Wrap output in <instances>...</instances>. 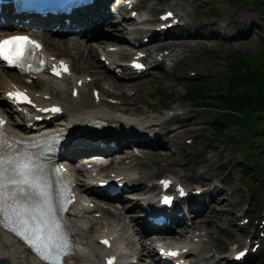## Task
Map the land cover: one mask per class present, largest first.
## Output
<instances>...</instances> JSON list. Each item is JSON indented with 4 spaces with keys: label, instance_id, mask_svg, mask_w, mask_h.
Returning <instances> with one entry per match:
<instances>
[{
    "label": "bare ground",
    "instance_id": "obj_1",
    "mask_svg": "<svg viewBox=\"0 0 264 264\" xmlns=\"http://www.w3.org/2000/svg\"><path fill=\"white\" fill-rule=\"evenodd\" d=\"M168 5L172 6H180L182 8L185 7L186 3L183 0H164ZM151 17H148L147 22L143 23L145 25H150L151 23H157L156 25L163 23L160 22L158 19H156L155 13L156 8L151 7L150 9ZM210 14L205 16H195L194 14L190 13L186 8H184V12H177L176 16H180L181 19H183L185 22L183 25H179L174 32H168L167 34L163 35H172V37L181 35V34H187L190 29H200L202 33L200 32V35L205 34V32H214L219 35H221L223 38L231 41L232 37H243L252 29L255 28V23L252 21L250 15L246 11H236L233 13H228L223 10H217L210 8L208 11ZM162 13H166L163 11ZM101 17L105 22H108L107 13L104 11H101ZM144 14L141 15L140 18H143ZM186 27L183 32H179L182 28ZM127 28H125L126 30ZM8 30V29H4ZM156 30L152 29L151 27H139L136 29L137 34L145 33L141 39H143L145 36H148V33L155 35ZM192 32H189L187 36H184L179 39V42H182L183 46H176L175 48H168L169 52L166 54L163 50V46L161 47V44L158 46V50H154L151 53H149V63H153L152 68H158L161 69L163 72L167 73L166 68V61L167 60H173L177 58V56L182 53L187 47H193L201 48L198 44H191L188 42H191V40H196L195 38H190L192 36ZM139 36H136L135 39H137ZM162 37V36H161ZM174 39V38H173ZM115 39L110 38L108 39L109 42H115L113 41ZM169 40V39H168ZM190 40V41H187ZM133 42L131 38L127 37L123 38L120 37L118 39L119 44H126L122 42ZM161 41L166 42L167 39L162 38ZM152 46V45H150ZM160 47V48H159ZM163 52V53H162ZM160 54H162V59L159 58ZM124 53L121 51L115 52L114 54H111L109 56V59L111 60V65H115L117 68H121L124 70L122 75L118 77L112 70L109 69V66L102 65V62L97 61V64L100 66V68L104 71L99 70L98 73L94 74L96 77V84L100 83L101 80L106 81V83L113 89L110 91L109 89H104L102 91L101 89V95L102 98L101 101L96 104L94 97L90 99V97L86 96V88L87 85H83L81 88V91L79 93L78 98H73L72 95L69 97L65 96L63 92L66 90V87L70 85L71 83V77H75V82L81 78L82 76H76L72 74L71 77H66L65 79L58 80L57 82H54L52 85L48 84L51 80L50 77L47 74H43L40 76V79L45 81V84H48L44 87V90L41 91L42 95L50 94L52 95L51 101H55L58 103H61L65 106V112L66 115L62 119L63 121H60L56 123V126H61L58 129L62 130V127L64 128V132L67 130L70 131V133H73L74 131H78L79 128L82 126L81 124H84V122L91 121V118H99L96 123H99L103 126H106L103 128V131L97 135V137H85V139H73L70 142V145L72 146V149H76L78 147H88V146H94V141L97 138H108L113 137L114 133H117L119 131H126V130H135L133 134L144 136L142 138L141 143L144 144H151L156 146H162L166 145L168 143H172L178 146L182 145L183 138L186 134L191 133L193 130L188 128L186 126V123L189 122V124H195L194 121L201 120L202 115L195 111H192V109H186L182 112H175L173 115L167 117L163 121L157 123L159 116H152L149 111L147 110H141L139 106H136L139 102H141V97L137 95L131 100H125L121 102L118 105H111L108 104L105 100L106 97L110 94L114 93L115 91L119 92L120 94L124 95L125 92L128 91V93H131L133 90L144 88V81L147 80H135V81H123V79H127L133 75L132 71L128 68V66H124L123 64V58ZM89 58L86 59L87 63ZM95 63V62H93ZM76 72V70H74ZM102 72H104L102 74ZM199 72H205L200 70ZM166 77H169L166 74ZM132 78V77H131ZM10 83V80L7 78L6 75H3L0 78V90H3V92L6 91L8 85ZM36 93V92H35ZM126 98V97H125ZM47 102L46 99L41 98ZM4 101V97L0 96V102ZM185 108H187L186 105H183ZM183 107L179 106L176 109H182ZM95 120V119H93ZM92 120V121H93ZM91 121V122H92ZM170 124L175 125L174 129L172 130H166ZM15 128H17L19 131L24 132L25 130H28L24 124H18L15 125ZM26 133L33 134L32 131H25ZM63 132V131H62ZM155 132H157L155 134ZM149 133L153 134L152 136L149 135ZM163 135L164 139H160V136ZM145 136H151L150 139L146 140ZM168 146V145H167ZM95 147V146H94ZM118 149L116 146H105L104 148L101 147H95L93 149H88L89 153H93L94 155L96 153L94 152H102V153H108L110 151ZM142 151H153V149H147L144 147L141 149ZM114 156V155H113ZM137 160V157L134 155L133 158L129 160V162ZM127 164L128 162H125ZM144 163V162H142ZM147 165L145 167H141L138 171L139 176L136 177L133 176V171L131 170H125V174H127V179L129 184H131V181L141 187H144L149 177H155L159 173H163L164 171H170L176 179L178 180H185L188 181V177L186 178L182 173H180L174 165L178 164L177 160L173 161V165H167L164 163H146ZM214 168H211V163H207L205 167L201 170L199 177L196 180V183L200 184L204 189L202 191L203 194H212L213 191H220L218 189L217 185H214L213 188L210 187V185L213 183L212 177L210 175V171ZM131 177H134L131 179ZM151 188L155 189L157 186L155 184H152ZM79 195H87V191H89L91 194H93V191L91 189H85V187H77ZM231 195L238 194L241 195V190L234 186L230 188ZM138 191L132 192L130 194H136ZM194 196V195H192ZM121 199H124V195L120 196ZM131 201H135L133 199H129ZM82 203V202H81ZM75 203V206L71 209V211L68 213V222L72 225L74 228L75 234L77 239L81 240L78 244V251L73 255L70 259V262L68 264H101L97 257V252L101 251L102 247L99 244L98 235L93 234V230H87L84 231L82 229V226L84 225L85 219L88 218V215L85 213V208L82 207L83 203L81 204ZM101 204H97L98 209H93L91 212L94 211H101L103 209L104 213L107 214H113L115 217L114 221H117L115 226L110 229V234L113 235L112 239V248L110 249L111 252H115L118 254L119 259L117 264H127L129 261L126 259L128 257V250L126 252L123 250L124 241H125V233H129V230L132 229V227H126L127 225L124 223V221L121 220V216L124 214L122 211L119 210L118 207H116L115 210L110 208H102ZM134 207L140 206L138 204V201L134 202L132 205ZM205 207V204L198 207L197 212H201V210ZM122 208L125 210L126 208L129 210V206L126 207L125 204H123ZM194 210V209H191ZM131 212V211H129ZM83 213V214H82ZM91 216H94L93 213ZM178 223H183V221L179 218L172 216ZM111 224H104L103 228L100 230L102 232H106L107 229L110 228ZM140 229V230H139ZM135 234L138 237L139 241H142V247L145 246V249H142L143 251H147L151 255V251L153 250V245L145 243L146 240L150 238V235L146 233L144 230V225H141V227L135 226ZM181 233L183 232V228L180 229ZM185 232L187 229L184 230ZM108 232V231H107ZM198 236V235H194ZM169 237H177V235L169 234ZM193 243V246H196L193 239L191 241ZM134 244L133 239L128 242V245ZM171 243L176 244L174 241H171ZM130 256V255H129ZM0 257H10L15 264H42L37 259L33 258L26 249H21V246L18 241H16L11 235L7 234L6 232L2 231L0 229ZM139 258L143 260V253L139 252ZM205 260L212 259L210 257L204 256ZM148 264H151V262H148ZM219 264H221L219 262Z\"/></svg>",
    "mask_w": 264,
    "mask_h": 264
},
{
    "label": "rangeland",
    "instance_id": "obj_2",
    "mask_svg": "<svg viewBox=\"0 0 264 264\" xmlns=\"http://www.w3.org/2000/svg\"><path fill=\"white\" fill-rule=\"evenodd\" d=\"M192 14L198 16L209 15L210 8L217 9L218 6L223 7L228 11L226 6L220 3L221 0H184ZM230 1L234 6L235 11H246L250 15L252 21L255 22L256 26L252 31L244 35L243 37L237 38L232 37L229 41L224 39L217 33H212L205 39H198L202 43V50L196 53H183L181 61H177L176 69L170 68L172 72L163 73L157 71L155 73L156 78H150L143 82L144 88L139 89L135 95L131 96L128 91L124 93V96L128 95L127 100H131L137 95L141 97V102L136 106H139L141 110H147L152 116H159L165 118L167 107H171L172 104L183 102L188 107L189 103L195 104V110L199 112L203 118L199 121H194L195 124L186 123V126L193 131L184 136L182 145H170V148L163 150L162 152H151L142 151L143 154L137 155L138 165L145 167L149 161L153 162H172V159H176L178 164L176 165L177 170L181 173L190 176L195 180L200 171L205 167L207 163H211L210 171L212 180L221 182V185H225L222 193H216L214 201L210 205L207 211H204L202 219H199V228L193 229L191 234L203 233L202 241L200 245H196L197 249H200V254L206 253L207 255H215V258L226 259L230 254V241L234 237H239L242 232L239 227L238 220L241 217L246 203H250V212L252 218H259L262 210H264V152L260 155L263 161V166L256 162L251 161V157L244 156L241 150L233 147L228 143L224 136H218L215 130L211 129V123L215 120H221L228 124L226 131L231 133H239L241 129H244L240 121H230L226 117L227 113L222 110V103L213 97L203 100L198 99L193 101L185 100V93L190 85H196L198 83L208 84L207 86L214 85L216 88L221 84L225 83V77L229 71L227 63L232 56L237 53L246 54L252 57H258L254 63L259 67H264V11L258 12L257 5L248 2L240 1L234 3ZM247 1V0H246ZM148 5L144 7V11H149V6L154 5L152 1L148 0ZM165 4H155L157 13L160 11V7ZM224 11V10H223ZM201 36V35H200ZM208 49V50H206ZM86 56V55H85ZM96 58V57H95ZM92 58L91 61L95 63H86L83 60H78L76 57L73 58L76 69L82 74H96L99 70L104 71L97 64V60ZM208 69L210 75H198V72H190V69ZM104 72H102L103 74ZM166 74L169 77H166ZM147 76V78L151 77ZM98 87L106 89L109 87L112 89L106 81H100L96 84ZM113 90V89H112ZM157 90V92H155ZM229 90V87H225L224 91ZM117 94H111V96L117 95V97H123L118 92ZM217 92H213L215 95ZM90 96V95H87ZM125 97H123V100ZM221 104L222 106L209 105L208 103ZM162 114V117H161ZM170 130V126L168 127ZM225 133V132H224ZM260 135L264 136V130L256 131ZM204 137L206 139L204 140ZM184 139H193L192 143L184 144ZM201 154L204 158L203 162L196 164L192 161L191 154ZM140 160V162H139ZM144 162V163H142ZM244 166L248 173L245 174L246 179L251 183V187L244 186L243 178H241V167ZM258 174V179L255 181L251 178L252 172ZM157 177L159 175H156ZM149 177L151 179L156 178ZM192 180V181H193ZM191 181V182H192ZM153 181L149 180L147 185H150ZM191 184V183H189ZM244 184V185H242ZM236 186L242 191V195L237 194L231 195L230 188ZM256 191L257 193H254ZM246 214V213H245ZM187 240H191L193 237L185 236ZM199 237V236H198ZM196 237V239L198 238ZM137 249V246L135 247ZM206 249V251H204ZM225 249L224 252L222 250ZM147 253V252H146ZM148 255H145L143 261H139L138 264H146L145 260ZM194 254L191 255V257ZM226 256V258H225ZM138 258V257H137ZM198 259L199 256L194 257Z\"/></svg>",
    "mask_w": 264,
    "mask_h": 264
},
{
    "label": "snow or ice",
    "instance_id": "obj_3",
    "mask_svg": "<svg viewBox=\"0 0 264 264\" xmlns=\"http://www.w3.org/2000/svg\"><path fill=\"white\" fill-rule=\"evenodd\" d=\"M32 47L39 45L26 36L4 39L0 41V58L10 65H22ZM10 95L26 99L23 93ZM6 144L0 140V222L4 226L11 225V230L21 235L42 260L48 264H62L61 254L66 244L59 231L60 225L51 219L48 185L34 174L30 162L5 155L2 147Z\"/></svg>",
    "mask_w": 264,
    "mask_h": 264
},
{
    "label": "trees",
    "instance_id": "obj_4",
    "mask_svg": "<svg viewBox=\"0 0 264 264\" xmlns=\"http://www.w3.org/2000/svg\"><path fill=\"white\" fill-rule=\"evenodd\" d=\"M257 6L264 9V0H255ZM238 54L229 64V73L225 84L218 88L196 85L189 88L187 97H203L220 101L229 118L240 121L244 127L246 147L254 161L261 160L264 152V136L256 131L264 130V67L257 66L254 61L258 57ZM228 85L229 90L224 92ZM216 95H212L213 91ZM218 133L228 126L221 120L211 123Z\"/></svg>",
    "mask_w": 264,
    "mask_h": 264
}]
</instances>
